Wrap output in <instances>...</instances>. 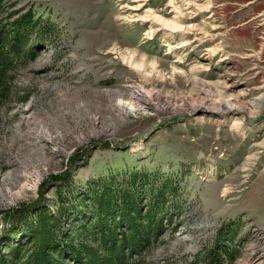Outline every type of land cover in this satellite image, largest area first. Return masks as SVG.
<instances>
[{"label": "rangeland", "instance_id": "rangeland-1", "mask_svg": "<svg viewBox=\"0 0 264 264\" xmlns=\"http://www.w3.org/2000/svg\"><path fill=\"white\" fill-rule=\"evenodd\" d=\"M17 1L61 33L57 47L41 48L19 74L26 102L0 105V210L32 202L44 181L71 167L76 188L145 171L157 186L166 178L180 184L183 205L152 262L181 264L231 227L239 256L230 264H264V0H202L207 9L193 22L211 16L219 28L216 39L200 41L182 32L150 35L149 23L134 19L132 0ZM167 3L146 0L142 11ZM169 42L179 47L169 50ZM128 53L146 59V77L123 59ZM152 63L163 79L151 74ZM176 63L181 71L172 76ZM221 81L228 84L222 95L214 86ZM140 87L152 91L145 112H127L121 101ZM243 91V105L261 100L253 112L225 115L210 105ZM236 119L241 125L232 129ZM39 179L35 191L30 180ZM43 189L54 208L53 182Z\"/></svg>", "mask_w": 264, "mask_h": 264}, {"label": "trees", "instance_id": "trees-1", "mask_svg": "<svg viewBox=\"0 0 264 264\" xmlns=\"http://www.w3.org/2000/svg\"><path fill=\"white\" fill-rule=\"evenodd\" d=\"M18 3L0 0V105L26 102L28 93L16 84L19 74L41 56V48L58 46L61 33L55 23ZM60 54L56 48L54 56ZM71 169L49 177L54 208L41 186L32 202L0 212V264H169L150 257L182 212L180 184L166 178L157 186L158 181L151 182L156 176L143 171L94 178L76 188ZM225 229L226 236L222 232L181 264L232 263L239 243L237 234L230 235L234 229Z\"/></svg>", "mask_w": 264, "mask_h": 264}, {"label": "bare ground", "instance_id": "bare-ground-1", "mask_svg": "<svg viewBox=\"0 0 264 264\" xmlns=\"http://www.w3.org/2000/svg\"><path fill=\"white\" fill-rule=\"evenodd\" d=\"M132 1H133L132 9L135 11V14L133 16L135 17L134 19L149 23V28L151 29V32L149 33L150 35H153V33H155L156 31L163 30V32L170 37H172L175 32H182L183 36H187V34L190 36L192 35L191 36L192 38H195V40L198 39L199 41L205 36H209L211 38L217 37V33L214 34V31H217L219 26L216 24V21L211 16L206 17L204 22L201 23L193 22L201 11L207 9V6L202 4L203 2L202 0H168L167 3L168 5H166L167 7L166 9L165 8L160 10L149 9L146 11H142V7L146 4V0H132ZM168 7H170V9ZM140 11L143 14H140L139 13ZM183 45H186V43H184ZM178 47L179 45L177 44L172 45L169 42V50L173 51L174 48H178ZM209 52L210 55H214L217 53V48L216 47L214 49L211 48L209 49ZM123 59L126 60L127 63H129L135 69V71H137L138 73L142 74L145 77L147 76L146 72L148 70L147 68H145V65L147 64L145 61L146 59L145 60L139 59L138 61L136 53H128V55H123ZM181 59L177 60V62L182 63L183 59L182 60ZM178 63L172 65V70L170 72L172 76L175 73L181 71L180 69H178V65H179ZM152 64L153 66H151V74L155 75V77L157 78L163 79V75L160 74L161 72L157 70L155 63ZM198 68L199 67L194 66L193 68L190 69V73L196 72ZM182 73L184 72L182 71ZM214 86L216 93L222 95L226 92L228 84L227 82L221 81L214 83ZM220 88H222L223 90H220ZM151 95H152L151 90H149V92L148 91L146 92L144 90V87L136 88L132 90L130 102L121 101V105L126 109L127 112L137 113V111H141L144 113L145 107L142 104L146 102L145 98H148ZM245 95L246 92L243 91L236 94V96L234 95L224 96V98L219 99L220 101L218 102L217 101L212 102L211 104L209 102L208 103L212 106V108L221 109L223 111L225 110L226 111L225 115L226 114L234 115L236 111H238V109L239 110L246 109L249 110V112L250 111L253 112L251 109L252 106L253 105L259 106L261 100L260 98L254 99L253 105L247 107L243 105L241 102L242 97ZM204 103L206 102L204 101ZM198 108L199 106H195V105L193 106L194 110H197ZM199 110L201 111L202 109ZM221 118H223V116ZM225 119H220L219 123H224L225 121L223 120ZM240 125L241 122L236 119V121L232 124L231 128L232 129L239 128ZM36 176L39 178L40 173L36 172ZM30 181H31L30 182L31 186H34L35 191H37L42 180L40 181L39 179L40 182L36 180L35 181L30 180ZM48 182H50L49 178L42 183L43 184L42 187L46 186Z\"/></svg>", "mask_w": 264, "mask_h": 264}, {"label": "water", "instance_id": "water-1", "mask_svg": "<svg viewBox=\"0 0 264 264\" xmlns=\"http://www.w3.org/2000/svg\"><path fill=\"white\" fill-rule=\"evenodd\" d=\"M37 195V194H36ZM36 195H35V198H36ZM38 196V195H37ZM20 205V204H19ZM18 205H15V206H12V207H8V208H6V209H1L0 210V212H5V211H8V210H10V209H13V208H15V207H17Z\"/></svg>", "mask_w": 264, "mask_h": 264}, {"label": "flooded vegetation", "instance_id": "flooded-vegetation-1", "mask_svg": "<svg viewBox=\"0 0 264 264\" xmlns=\"http://www.w3.org/2000/svg\"><path fill=\"white\" fill-rule=\"evenodd\" d=\"M249 3H250V2H249ZM249 3H248V4H249ZM194 45H195V46H197L198 44H197V43H194ZM200 57L202 58L203 56H202V55H200Z\"/></svg>", "mask_w": 264, "mask_h": 264}]
</instances>
